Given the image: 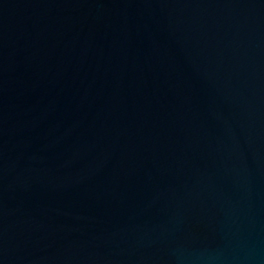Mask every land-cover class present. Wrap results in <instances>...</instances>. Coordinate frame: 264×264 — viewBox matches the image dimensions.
Wrapping results in <instances>:
<instances>
[{"label":"water","instance_id":"water-1","mask_svg":"<svg viewBox=\"0 0 264 264\" xmlns=\"http://www.w3.org/2000/svg\"><path fill=\"white\" fill-rule=\"evenodd\" d=\"M0 264H264V0H0Z\"/></svg>","mask_w":264,"mask_h":264}]
</instances>
